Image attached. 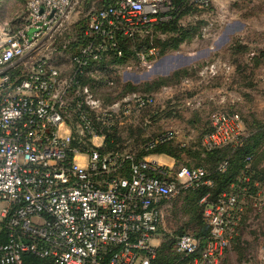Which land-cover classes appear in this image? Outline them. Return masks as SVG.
Segmentation results:
<instances>
[{
    "label": "built area",
    "instance_id": "2783aa9c",
    "mask_svg": "<svg viewBox=\"0 0 264 264\" xmlns=\"http://www.w3.org/2000/svg\"><path fill=\"white\" fill-rule=\"evenodd\" d=\"M190 1L198 7L211 2ZM76 5L80 0H26L23 26L0 18V264H153L165 203L214 183L204 168H175L163 154L137 159L109 150L105 131L118 118V105L102 108L88 101L87 90L71 96V88L100 63L121 57L119 35L157 23L172 2L114 0L94 12L66 75L51 58L33 55ZM153 102L137 97L134 105L143 109ZM208 128L200 141L207 152L234 151L246 138L237 113H214ZM82 138L90 144L83 147ZM170 140L159 135L143 150ZM246 163L227 192L200 198L209 237L202 246L190 233L176 238L174 251L184 264H221L243 215L264 212V173L256 175L249 158ZM227 166L225 159L217 171Z\"/></svg>",
    "mask_w": 264,
    "mask_h": 264
},
{
    "label": "rangeland",
    "instance_id": "374dc122",
    "mask_svg": "<svg viewBox=\"0 0 264 264\" xmlns=\"http://www.w3.org/2000/svg\"><path fill=\"white\" fill-rule=\"evenodd\" d=\"M85 3L48 31L34 51L33 56L51 58L66 75L70 58L85 40L88 18L105 4ZM0 18L23 26L26 0H4ZM169 22L172 31L159 26ZM138 31L119 35L121 57L100 63L79 78V88H71V96L87 90L88 101L102 108L118 105V118L105 131V146L140 155L149 140L169 134L171 140L159 148L164 151L156 154L175 168L202 166L211 173L215 163L200 150L201 138L214 113L232 112L241 117L246 137L252 136L254 165L264 171V0L171 5L157 23ZM145 96L154 102L138 109L134 100ZM82 139L83 147L90 144ZM200 196V190L189 189L165 203L153 264H177L176 238L203 232ZM235 233L221 264H264V212L245 213Z\"/></svg>",
    "mask_w": 264,
    "mask_h": 264
},
{
    "label": "trees",
    "instance_id": "16d2710c",
    "mask_svg": "<svg viewBox=\"0 0 264 264\" xmlns=\"http://www.w3.org/2000/svg\"><path fill=\"white\" fill-rule=\"evenodd\" d=\"M4 0H2L3 3ZM88 1V0H87ZM114 0H103V2H105V4L101 7H106L109 4H111ZM172 2V7H179V6H183V4H192L190 0H171ZM81 3V1H80ZM2 5V4H1ZM82 5V3H81ZM194 5V4H193ZM159 24V23H158ZM156 24V25H158ZM161 25V27H163L164 31H172V26H171V22L167 23L164 25V23H160L159 26ZM182 38V37H181ZM179 43V40L176 41L174 47L176 48L177 45ZM117 57L112 56L111 59H116ZM232 113V112H230ZM209 128L207 129V131L204 133L206 134L208 132ZM204 136V135H203ZM202 139V138H201ZM251 141H252V136H248L244 139V143L243 145L232 151L228 148H224V149H220V150H216V151H212V152H207L204 151L203 149L200 148V150L202 151V153L204 154V157H206L208 159L209 162L213 161L215 163L213 170L211 171V173H208V171L202 167V166H194V167H202L204 168L207 173H208V177L213 181L214 186L212 188H206L203 187L201 189H198L201 191V196L200 198L207 193H210L211 195V200H214L215 198H217L218 195H220L223 192H227L229 190V187L232 183H236L237 179L240 178L243 174V171L245 170V166H246V159H250V164H251V169L256 172V175H260L263 174L264 171H260L258 170L255 165H254V157H253V151L251 149ZM108 142V140H107ZM162 145H159L157 148H155L153 151L150 152H145L142 149V153H140V155L136 154V158L137 159H141L142 157H145L149 154H156V153H161L162 151H164V149H159ZM159 149V150H158ZM159 151V152H158ZM227 159L228 161V166L227 169L224 173L218 172L217 171V166L218 164ZM201 225L203 226V232L198 233V234H192L193 236H195L196 238H199L200 242H201V246L204 245L209 237V231L208 228L204 225V223L202 222V220H200ZM184 234V233H183ZM227 251V249H226ZM225 251V254H226ZM224 254V256H225ZM179 255V254H178ZM224 260V257H223ZM222 260V261H223ZM185 263V259L184 257H182L181 255H179L178 257V262L177 264H184ZM222 263V262H221Z\"/></svg>",
    "mask_w": 264,
    "mask_h": 264
},
{
    "label": "crops",
    "instance_id": "0c3cea01",
    "mask_svg": "<svg viewBox=\"0 0 264 264\" xmlns=\"http://www.w3.org/2000/svg\"><path fill=\"white\" fill-rule=\"evenodd\" d=\"M82 4H86L85 2H87V0H80ZM150 157H153L154 159H157V160H161V157L160 155H154V156H150Z\"/></svg>",
    "mask_w": 264,
    "mask_h": 264
}]
</instances>
